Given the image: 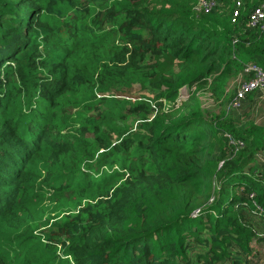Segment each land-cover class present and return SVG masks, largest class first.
<instances>
[{"label": "trees", "instance_id": "trees-1", "mask_svg": "<svg viewBox=\"0 0 264 264\" xmlns=\"http://www.w3.org/2000/svg\"><path fill=\"white\" fill-rule=\"evenodd\" d=\"M201 1L0 0V264L264 261V0Z\"/></svg>", "mask_w": 264, "mask_h": 264}, {"label": "built area", "instance_id": "built-area-1", "mask_svg": "<svg viewBox=\"0 0 264 264\" xmlns=\"http://www.w3.org/2000/svg\"><path fill=\"white\" fill-rule=\"evenodd\" d=\"M217 2L218 0H202L198 5V9H211L212 7L216 6ZM238 15L239 12L236 11L234 14V19H236ZM263 20L264 5L260 9L256 10L251 16V21L253 25L258 24ZM254 91L264 93V70L253 65H248L244 69V75H241V79L237 87V98L235 99L236 103L238 104L239 101L245 99L249 93H252ZM194 92H196V87L192 89H190L189 87H183L179 92V98L176 100V102L180 103L181 101L188 99L190 95ZM255 197V193L250 195V199L254 200ZM254 205L259 211L264 212L261 206H259L256 202H254ZM261 264H264V261Z\"/></svg>", "mask_w": 264, "mask_h": 264}, {"label": "rangeland", "instance_id": "rangeland-1", "mask_svg": "<svg viewBox=\"0 0 264 264\" xmlns=\"http://www.w3.org/2000/svg\"><path fill=\"white\" fill-rule=\"evenodd\" d=\"M240 79H241V77L239 78V76H237V77L234 76L229 81V84H228L229 95H232V93L236 92ZM120 94H122L126 98L129 97L130 99H137V98H140L141 96L145 95L146 92L143 91L140 86L135 85L131 90L121 92ZM147 94H148V98H152L151 97L152 93L148 92ZM197 95L200 96L201 100L203 101L204 106L208 107L210 105H213V106L217 107L216 104L214 103L213 99L212 100L210 99V95L206 91H201L200 93H197ZM171 103L172 102H170V105H165L164 107L160 108L159 110H153L151 117L154 118L159 113H162V114L169 113V108L172 106ZM217 108H218L217 109V112H218L219 107H217ZM223 164H224V162H222L219 165V168H221L223 166ZM49 194H48V196H49ZM256 247L259 248V251H260L259 256L263 260L264 259V243L259 244Z\"/></svg>", "mask_w": 264, "mask_h": 264}]
</instances>
